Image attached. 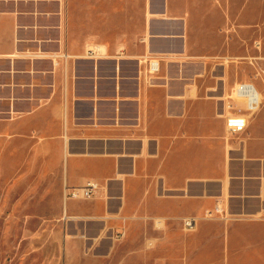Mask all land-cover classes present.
I'll use <instances>...</instances> for the list:
<instances>
[{
    "label": "crops",
    "instance_id": "1",
    "mask_svg": "<svg viewBox=\"0 0 264 264\" xmlns=\"http://www.w3.org/2000/svg\"><path fill=\"white\" fill-rule=\"evenodd\" d=\"M223 2L150 0L134 44L91 49L63 0H0V109L57 151L64 264H264V80L241 83L259 95L249 113L193 25ZM87 183L91 198L67 196Z\"/></svg>",
    "mask_w": 264,
    "mask_h": 264
},
{
    "label": "rangeland",
    "instance_id": "2",
    "mask_svg": "<svg viewBox=\"0 0 264 264\" xmlns=\"http://www.w3.org/2000/svg\"><path fill=\"white\" fill-rule=\"evenodd\" d=\"M15 1L27 4L31 0ZM223 3V17L216 7L206 5L202 13L207 20L193 25L206 39L207 47L220 52L216 62L225 69L226 79L234 76L239 78V84L263 85L264 0ZM217 8L221 10L219 5ZM63 15L75 39L90 40L91 49L97 45L126 47L149 27L151 6L150 0H63ZM259 57L262 60H255ZM9 123L2 107L0 264H64L66 231L57 151L53 144L41 145L40 137L23 124ZM212 208L210 212H214Z\"/></svg>",
    "mask_w": 264,
    "mask_h": 264
},
{
    "label": "built area",
    "instance_id": "3",
    "mask_svg": "<svg viewBox=\"0 0 264 264\" xmlns=\"http://www.w3.org/2000/svg\"><path fill=\"white\" fill-rule=\"evenodd\" d=\"M149 64V72L151 75L158 72L159 63L151 61ZM235 98L243 103L245 109L249 113H254L259 109V100L254 89L247 84H238L235 89ZM246 126L245 119L243 117H231L226 120V129L230 134H240L244 131ZM96 185L87 183L84 187L79 189L66 188L67 196L71 199H89L93 196L96 190ZM215 216H222V211L219 208H215L214 212H209L206 215L207 219H213ZM225 217V216H224ZM196 226V220L194 218H185L182 220L183 230L186 232L194 231Z\"/></svg>",
    "mask_w": 264,
    "mask_h": 264
},
{
    "label": "bare ground",
    "instance_id": "4",
    "mask_svg": "<svg viewBox=\"0 0 264 264\" xmlns=\"http://www.w3.org/2000/svg\"><path fill=\"white\" fill-rule=\"evenodd\" d=\"M263 80H264V78H263ZM247 85H249V84H247ZM238 86V85H237ZM237 86H235L234 88H233V90H232V94H231V97H234L235 98V89H236V87ZM253 89H254V91H255V93H256V95H257V98H258V100H259V95H258V93H257V91H256V89L254 88V86H252V85H250ZM236 99V98H235ZM236 100H238V99H236ZM216 208H219V210H220V207L217 205L216 206ZM209 212H207V214H208ZM206 214V215H207Z\"/></svg>",
    "mask_w": 264,
    "mask_h": 264
}]
</instances>
